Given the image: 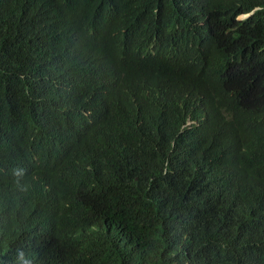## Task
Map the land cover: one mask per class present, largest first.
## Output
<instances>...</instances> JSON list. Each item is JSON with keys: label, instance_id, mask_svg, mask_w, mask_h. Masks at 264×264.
Segmentation results:
<instances>
[{"label": "trees", "instance_id": "trees-1", "mask_svg": "<svg viewBox=\"0 0 264 264\" xmlns=\"http://www.w3.org/2000/svg\"><path fill=\"white\" fill-rule=\"evenodd\" d=\"M121 1L99 29L74 8L99 0H0V264H264V91L248 134L217 113L264 85V37L170 56L193 41L173 1Z\"/></svg>", "mask_w": 264, "mask_h": 264}, {"label": "clouds", "instance_id": "clouds-1", "mask_svg": "<svg viewBox=\"0 0 264 264\" xmlns=\"http://www.w3.org/2000/svg\"><path fill=\"white\" fill-rule=\"evenodd\" d=\"M174 14L177 16L179 24L190 30V36L193 41L186 48H178L177 45L170 46L166 52L170 56L181 55L183 57H192L194 44L198 47L200 55L207 56L210 52L218 51L226 54L225 42L230 43L232 38H237L242 43L241 48L245 44L254 42L264 37V29L244 30L239 24L246 22L255 17L259 12L264 11V4L258 3L257 0H172ZM29 3V2H28ZM121 0H99L98 5L85 6L83 3H77V8L83 13L81 21H90L95 27L110 28L114 25L119 16L121 17L122 8L127 6L121 4ZM132 22V21H130ZM135 26L138 22H134ZM76 31L69 37L59 35L56 39L57 51L52 54L49 60L51 68L59 69L64 61L76 54L73 45ZM196 55V54H195ZM197 56V55H196ZM250 77H246L249 79ZM217 81V80H216ZM264 91V85L260 81L246 80L240 83L233 91L237 97V108L219 109L218 114L226 117V122L230 125H237L248 134L254 128L256 117L260 113H256L251 109L252 105H258L257 111L261 112V106L258 104V94ZM13 176L10 179L11 184L20 183L29 187L40 182L36 177L30 176L28 182L21 174L18 159L12 158ZM12 189L6 185H0V200L9 199L12 196ZM18 264H26L20 260Z\"/></svg>", "mask_w": 264, "mask_h": 264}]
</instances>
